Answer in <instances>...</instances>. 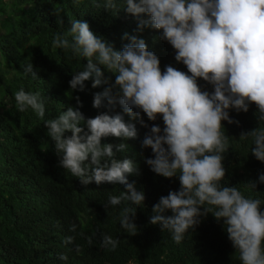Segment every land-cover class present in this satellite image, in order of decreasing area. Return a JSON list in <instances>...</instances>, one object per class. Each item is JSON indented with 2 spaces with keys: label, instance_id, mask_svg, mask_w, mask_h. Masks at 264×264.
Here are the masks:
<instances>
[{
  "label": "clouds",
  "instance_id": "clouds-1",
  "mask_svg": "<svg viewBox=\"0 0 264 264\" xmlns=\"http://www.w3.org/2000/svg\"><path fill=\"white\" fill-rule=\"evenodd\" d=\"M104 8L117 10V4L105 0ZM124 9L136 17V31L146 27L161 30L159 38L172 46L175 60L188 71L172 65L162 71L157 54L137 35L123 33L122 40L129 42L116 49L97 36L88 22L71 20V42L67 36L53 39L54 47L70 48L73 54L87 59L83 70L69 80L70 89L87 91L85 82L90 79L93 88L107 84L92 101L94 108L107 111L86 118L80 110L83 103L76 97L77 107H68L56 118L45 120L41 94L23 88L15 93L17 110L30 108L35 112L53 142L58 165L82 185H125L119 196H109L105 208L122 200L136 206L145 201L144 191H138L135 181L128 179L131 174H140L138 166L130 158H117V153L128 148L123 141L138 135L135 124L125 122L123 114L146 128L149 126L142 113L149 121L161 116L163 128L152 124L142 140V147L150 148L153 154L145 162L157 175L178 177L180 186L159 197L149 222L171 232L179 244L202 217L211 213L218 222L222 220L241 264H264L262 201L246 197L235 186L221 184L226 175L224 154L229 148L222 121L239 124L230 110L246 113L252 103L257 107L256 118L264 121V0H124ZM22 67L26 76L39 78L31 62ZM105 70L114 74V82L105 76ZM198 78L213 90H203ZM117 106L122 112L115 111ZM68 132L71 134L66 135ZM107 137L122 142L102 143ZM248 137L254 145L252 155L264 162V129L254 128L240 135L241 139ZM258 182L264 183V172ZM247 187L256 189L257 181H250ZM135 211L125 208L120 221L132 235L137 226L129 214L134 217ZM71 230L75 231L76 225ZM100 235L102 248H117L118 239ZM72 242L71 236L65 239L66 244ZM88 243H93L91 237ZM76 251H80L79 245ZM59 259L67 260V256L61 254Z\"/></svg>",
  "mask_w": 264,
  "mask_h": 264
},
{
  "label": "trees",
  "instance_id": "trees-1",
  "mask_svg": "<svg viewBox=\"0 0 264 264\" xmlns=\"http://www.w3.org/2000/svg\"><path fill=\"white\" fill-rule=\"evenodd\" d=\"M114 2L117 10L106 11L105 0H0V264H241L222 220L218 222L211 213L202 217L179 244L171 232L149 222L159 197L180 186L178 177L157 175L145 162L153 154L150 148L142 147V140L152 124L163 128L161 116L149 121L142 113L149 126L146 128L123 114L125 122L135 124L138 135L123 141L128 148L117 153V158H130L138 166L140 174H131L128 179L135 181L138 191H144L145 201L136 206L122 200L105 208L109 196H119L126 190L125 185H82L58 165L53 142L35 112L30 108L19 112L16 108L15 93L23 88L41 94L45 120L56 118L68 107H77L76 97L83 103L80 110L86 118L107 111L92 106L94 94L107 84L93 88L90 79L85 82L87 91L70 89L69 80L83 70L87 59L73 54L70 48L54 47L53 39L56 35L67 36L71 42V20L88 22L97 36L116 49L129 42L122 40L123 33L137 35L157 54L162 71L167 65L188 71L175 60L172 46L159 38L161 30L146 27L136 31L138 21L125 11L124 0ZM30 62L37 79L23 72L22 65ZM105 76H111L114 82V74L105 70ZM198 83L203 90H213L202 78ZM115 111L122 109L117 106ZM256 112L252 103L246 113L230 110V116L239 124L222 121L229 148L224 154L226 175L221 184L260 199L264 210V183L258 182L264 162L252 155V138H240L241 133L254 128L264 129V121L256 118ZM120 142L115 137L102 139V143ZM250 181H257L256 189H248ZM125 208L136 210L134 217L129 214L137 226L134 235L121 227ZM72 225H76L75 231ZM101 233L119 240L114 251L101 247ZM69 236L73 242L66 244ZM76 245L80 246L79 252ZM61 254L67 260H60Z\"/></svg>",
  "mask_w": 264,
  "mask_h": 264
}]
</instances>
